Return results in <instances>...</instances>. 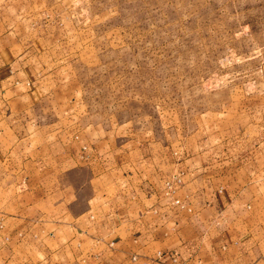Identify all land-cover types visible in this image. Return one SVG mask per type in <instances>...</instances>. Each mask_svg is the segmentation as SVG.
Masks as SVG:
<instances>
[{
    "label": "crops",
    "instance_id": "1",
    "mask_svg": "<svg viewBox=\"0 0 264 264\" xmlns=\"http://www.w3.org/2000/svg\"><path fill=\"white\" fill-rule=\"evenodd\" d=\"M0 17V264H264V93L178 145L116 138Z\"/></svg>",
    "mask_w": 264,
    "mask_h": 264
},
{
    "label": "rangeland",
    "instance_id": "2",
    "mask_svg": "<svg viewBox=\"0 0 264 264\" xmlns=\"http://www.w3.org/2000/svg\"><path fill=\"white\" fill-rule=\"evenodd\" d=\"M0 16L56 60L82 121L116 138L178 145L264 93V0H0Z\"/></svg>",
    "mask_w": 264,
    "mask_h": 264
},
{
    "label": "built area",
    "instance_id": "3",
    "mask_svg": "<svg viewBox=\"0 0 264 264\" xmlns=\"http://www.w3.org/2000/svg\"><path fill=\"white\" fill-rule=\"evenodd\" d=\"M178 182H180V175L179 174H173L170 176V178L166 179L164 181V187H165L166 193L173 191L174 183H178ZM174 203H178V200L174 199ZM159 254L160 253H158V255Z\"/></svg>",
    "mask_w": 264,
    "mask_h": 264
}]
</instances>
